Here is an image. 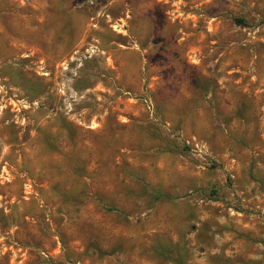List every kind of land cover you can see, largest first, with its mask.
Masks as SVG:
<instances>
[{
  "label": "rangeland",
  "instance_id": "1",
  "mask_svg": "<svg viewBox=\"0 0 264 264\" xmlns=\"http://www.w3.org/2000/svg\"><path fill=\"white\" fill-rule=\"evenodd\" d=\"M0 264H264V0H0Z\"/></svg>",
  "mask_w": 264,
  "mask_h": 264
},
{
  "label": "trees",
  "instance_id": "2",
  "mask_svg": "<svg viewBox=\"0 0 264 264\" xmlns=\"http://www.w3.org/2000/svg\"><path fill=\"white\" fill-rule=\"evenodd\" d=\"M163 197H165V196H163Z\"/></svg>",
  "mask_w": 264,
  "mask_h": 264
}]
</instances>
